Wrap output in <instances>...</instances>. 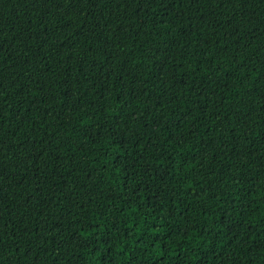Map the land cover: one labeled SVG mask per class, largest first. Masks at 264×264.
I'll use <instances>...</instances> for the list:
<instances>
[{
  "label": "trees",
  "instance_id": "16d2710c",
  "mask_svg": "<svg viewBox=\"0 0 264 264\" xmlns=\"http://www.w3.org/2000/svg\"><path fill=\"white\" fill-rule=\"evenodd\" d=\"M0 264H264V0H0Z\"/></svg>",
  "mask_w": 264,
  "mask_h": 264
}]
</instances>
